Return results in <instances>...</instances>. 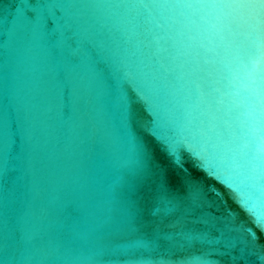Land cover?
Wrapping results in <instances>:
<instances>
[{"label": "water", "instance_id": "water-1", "mask_svg": "<svg viewBox=\"0 0 264 264\" xmlns=\"http://www.w3.org/2000/svg\"><path fill=\"white\" fill-rule=\"evenodd\" d=\"M133 117L264 214V0H0V264H264Z\"/></svg>", "mask_w": 264, "mask_h": 264}, {"label": "snow or ice", "instance_id": "snow-or-ice-1", "mask_svg": "<svg viewBox=\"0 0 264 264\" xmlns=\"http://www.w3.org/2000/svg\"><path fill=\"white\" fill-rule=\"evenodd\" d=\"M128 95L132 100L137 99L136 93L131 88L128 89ZM137 108L140 109L141 113L147 119L151 120V117L148 116L147 112L139 102L130 105V112L135 113ZM132 127L140 137L145 151L152 153L150 149L154 145L167 157L173 168L181 172L186 170V165L191 164V171L187 172L186 178L193 191H196L201 187L200 182L202 180L205 184H207L208 181H214L211 187H215L218 184L221 188H224L228 193L231 205L234 206H230L228 210L229 214H235L237 217L246 218L252 225L251 228L244 227V231L247 233L248 238L253 244H264V214L258 213L255 208L250 209L242 204L240 202L242 199L240 194H238L236 189L232 188L229 184L222 183L223 180L219 178L215 169L209 170L206 167H202L195 163L191 154L183 148L174 152L170 146L162 143L156 136L148 132L146 129H137L134 117L132 119Z\"/></svg>", "mask_w": 264, "mask_h": 264}]
</instances>
